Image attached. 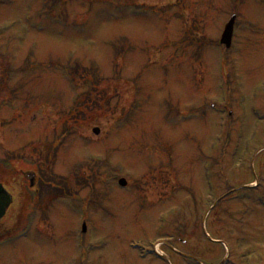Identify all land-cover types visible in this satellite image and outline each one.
<instances>
[{
	"label": "rangeland",
	"instance_id": "obj_1",
	"mask_svg": "<svg viewBox=\"0 0 264 264\" xmlns=\"http://www.w3.org/2000/svg\"><path fill=\"white\" fill-rule=\"evenodd\" d=\"M0 184V264H264V0H0Z\"/></svg>",
	"mask_w": 264,
	"mask_h": 264
},
{
	"label": "water",
	"instance_id": "obj_2",
	"mask_svg": "<svg viewBox=\"0 0 264 264\" xmlns=\"http://www.w3.org/2000/svg\"><path fill=\"white\" fill-rule=\"evenodd\" d=\"M233 22L234 17L231 19V21L228 23V25L225 27V31L221 40V43L226 44L227 47H229L230 39L232 35V29H233ZM95 134H98V130H94ZM120 186H125V181L120 180L119 182ZM10 203L9 197L5 194L3 189L0 186V218L4 215L5 209L8 207Z\"/></svg>",
	"mask_w": 264,
	"mask_h": 264
},
{
	"label": "flooded vegetation",
	"instance_id": "obj_3",
	"mask_svg": "<svg viewBox=\"0 0 264 264\" xmlns=\"http://www.w3.org/2000/svg\"><path fill=\"white\" fill-rule=\"evenodd\" d=\"M124 5H126V4H124ZM181 13L182 12H180V14H179V18H181V17H183V14L181 15ZM188 19L189 20H191V19H194L193 18V16H189L188 17ZM185 21V20H184ZM191 27L189 28V29H187L186 31H184V30H182L181 31V37H180V39L179 40H176L175 41V44L176 43H178L179 45H182V44H187V43H189V42H195V41H193V40H191ZM199 36V38L197 39V41L201 38V36L200 35H198ZM196 43V42H195ZM199 44V43H198ZM200 45V44H199ZM176 46H178V45H173V47H176ZM182 47H176L175 48V50L174 51H179V49H181ZM181 53H182V51H181ZM38 191L39 190H36L35 191V193L36 194H38ZM194 258L192 257V256H189V258H188V260H186V264H192V262H195L194 260H193ZM188 262V263H187ZM87 264V263H86Z\"/></svg>",
	"mask_w": 264,
	"mask_h": 264
},
{
	"label": "trees",
	"instance_id": "obj_4",
	"mask_svg": "<svg viewBox=\"0 0 264 264\" xmlns=\"http://www.w3.org/2000/svg\"><path fill=\"white\" fill-rule=\"evenodd\" d=\"M63 180V179H62Z\"/></svg>",
	"mask_w": 264,
	"mask_h": 264
}]
</instances>
